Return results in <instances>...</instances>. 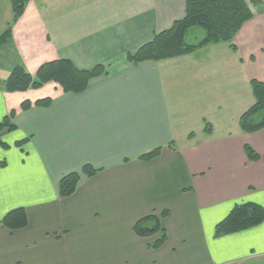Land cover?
Listing matches in <instances>:
<instances>
[{
	"label": "crops",
	"instance_id": "1",
	"mask_svg": "<svg viewBox=\"0 0 264 264\" xmlns=\"http://www.w3.org/2000/svg\"><path fill=\"white\" fill-rule=\"evenodd\" d=\"M4 2L0 35L13 21L11 0ZM251 8L236 50L220 42L134 65L128 53L182 19L186 0L29 1L0 46L20 58L0 61L9 65L0 120L14 111L18 127L0 146V221L20 207L28 216L25 228L0 224V264H264V221L215 236L235 205L264 207V129L239 125L255 102L251 81H264V2ZM59 59L86 70L102 64L106 73L80 94L53 82L5 90L14 66L35 75ZM47 97L49 107L35 105ZM230 118L238 129L227 128ZM246 145L261 159L251 161ZM159 147L158 157L140 159ZM87 164L99 169L91 177L81 172ZM71 172L80 181L62 198L60 180ZM163 213L167 240L153 249L162 233L140 237L134 226Z\"/></svg>",
	"mask_w": 264,
	"mask_h": 264
},
{
	"label": "trees",
	"instance_id": "2",
	"mask_svg": "<svg viewBox=\"0 0 264 264\" xmlns=\"http://www.w3.org/2000/svg\"><path fill=\"white\" fill-rule=\"evenodd\" d=\"M30 0H11L13 21L0 35V46L7 43L12 37L13 23L25 13ZM264 0H186L185 16L174 22L171 28L156 34L153 39L142 45L137 51L128 53L130 63L137 65L145 61H161L190 54L209 44L228 42L233 50L237 47L234 38L241 27L253 17L251 5L262 4ZM106 73L104 65H97L92 69H79L68 59H59L46 62L40 66L35 75L25 66L18 64L13 67L4 83L7 92H23L30 89H40L45 84L55 82L65 93L80 94L86 91L93 79ZM252 91L254 104L240 117L239 125L243 132L254 133L264 129V81L253 79ZM53 102L50 97L37 100L36 106L49 107ZM32 103L24 101L22 109L28 110ZM15 112L0 120V146L8 147L3 141L5 134L15 131L18 127L14 122ZM205 130L211 131L210 123ZM27 140L17 143L23 145ZM159 147L140 156L145 161L153 160L161 154ZM245 151L251 161L261 159L250 146ZM99 169L85 165L82 173L93 176ZM80 172H71L60 180L59 195L62 198L70 197L77 189L80 181ZM162 215L151 214L139 219L135 226V233L140 237H150L159 232L162 236L153 242L150 247L160 248L167 240V233L163 227ZM264 221V207L254 202L237 204L230 213L216 226L215 236L236 233L260 225ZM0 224L10 229L25 228L28 216L24 208H16L8 212Z\"/></svg>",
	"mask_w": 264,
	"mask_h": 264
},
{
	"label": "rangeland",
	"instance_id": "3",
	"mask_svg": "<svg viewBox=\"0 0 264 264\" xmlns=\"http://www.w3.org/2000/svg\"><path fill=\"white\" fill-rule=\"evenodd\" d=\"M7 1V0H6ZM1 6H2V12H1V14H0V33L2 32V30H3V28H4V22H6L5 21V2H4V0H1ZM4 49H6V48H0V61H3L2 60V58L4 59V61L2 62V63H7L8 64V62L9 61H15V60H19L20 58H19V56H17V55H15V54H11V52H7L6 50H4ZM9 60V61H8ZM7 64H3V66L0 68L1 70H0V79H2L3 78V76L5 75V68H4V66L7 68V66H9V65H7ZM51 83V82H50ZM53 83H55V82H53ZM48 84V83H47ZM57 84V83H56ZM46 85V84H45ZM44 85V86H45ZM47 88V87H46ZM46 88H44V89H46ZM43 91V90H42ZM186 114L185 115H190V114H192V113H187V112H185ZM235 114V112H233V109H230V113H228V115H234ZM223 121H220L219 122V124H220V127H219V130H221V133H223ZM177 125H178V123H177ZM235 125L237 126L238 125V121H237V119H233V118H230L229 119V125H228V127L227 128H232L233 130H236V129H238L237 127H235ZM193 128H195V129H198L199 127H198V125H194L193 126ZM219 130H218V132H219ZM232 131V130H231ZM197 133H198V136L199 137H202V132H201V130L199 129V130H197L196 131Z\"/></svg>",
	"mask_w": 264,
	"mask_h": 264
}]
</instances>
